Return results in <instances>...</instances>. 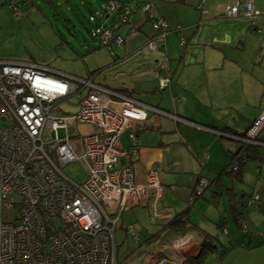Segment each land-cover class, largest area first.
Listing matches in <instances>:
<instances>
[{
	"label": "built area",
	"instance_id": "1",
	"mask_svg": "<svg viewBox=\"0 0 264 264\" xmlns=\"http://www.w3.org/2000/svg\"><path fill=\"white\" fill-rule=\"evenodd\" d=\"M17 1L0 0V7L7 5L19 19ZM133 2L154 32L144 47L158 52L170 32L169 23L157 15L150 0ZM203 3L199 0L197 9ZM104 10L117 14L121 24L131 25L129 33L137 31L128 6L107 0ZM224 12L251 25L264 16V9L257 10L249 1H239ZM97 39L110 51L112 44L124 42L106 27L99 28ZM185 43L181 39L179 46ZM260 62L264 66V47ZM158 63L166 74L167 58ZM92 79L0 60V264H114L121 213L144 205L151 194L155 202L160 199L152 171L139 181L130 167L118 166L119 159L135 154L136 130L145 126L147 111L128 97L116 101V92ZM158 80L159 90L169 84L167 77ZM74 96L80 99L75 105L68 102ZM62 108L75 113L64 114ZM70 123L74 129L89 124L93 133L70 132ZM263 128L264 109L247 130L246 139L256 143ZM124 130H129L128 151L120 145ZM75 162L87 174L81 184L64 172ZM207 185L200 179L188 203ZM127 232L138 240L132 229Z\"/></svg>",
	"mask_w": 264,
	"mask_h": 264
},
{
	"label": "crops",
	"instance_id": "2",
	"mask_svg": "<svg viewBox=\"0 0 264 264\" xmlns=\"http://www.w3.org/2000/svg\"><path fill=\"white\" fill-rule=\"evenodd\" d=\"M203 1L201 9H197L199 0H150L157 15L164 18L170 28L157 55L144 58L139 53L147 39L154 35L153 30V33L144 30L148 21L139 7L130 16L137 31L131 34L129 28L126 34H118V29L113 32L124 39L121 46L114 45L117 52L122 51L124 55L115 57L116 61L111 64L119 66L117 70L112 68L110 71H118L117 78H110L114 86H102L135 100L145 109L160 112L146 110L145 127L136 130L135 154L128 153L119 161L120 167H130L139 181L144 180L151 169L157 172L162 185L161 198L154 204L151 201L147 203L153 220L166 224L187 207V200L175 203L163 197L171 186L166 185L164 190V184L172 183L174 180L169 176L173 175H188L185 179L187 187L182 186L185 191L180 193L186 199L199 177L212 181L213 184L200 198L210 193L208 204L215 202L218 205L221 200L224 205L220 215L210 212V206L204 211L213 220L208 225L209 232L219 231L224 237L219 244L220 251L212 242L213 238L216 239L215 234L210 237L192 223L191 228L181 235L171 232L161 234L162 224L157 225L135 252V256L142 257V264H204L207 257L211 259L207 264H264V148H252L253 157L242 167L240 180L232 182L229 177L221 176L219 181H215L217 174L226 168L242 144L214 133L220 131L240 136L264 109V66L260 62L264 47V16L255 18L249 28L242 17L228 18L224 12L239 1H249L257 10H262L264 0ZM113 15H116L114 21L120 23L117 14ZM176 28L180 32H176ZM181 39L186 42L183 47L179 46ZM174 42L182 53L178 59L179 66L172 71L170 58L176 59L178 55ZM163 56L167 58L166 74L158 64ZM189 60L191 65L188 64L187 68L183 63ZM110 73L104 77L105 81ZM158 77L170 80L169 87L164 91H158L156 85L152 87L153 80ZM139 83L148 89L146 94H150V90L164 92L162 99L135 98L141 97L136 95ZM189 123L197 127H191ZM147 131L160 134L157 145L148 146L151 138L143 134ZM128 134L126 132L120 137V145L126 151L130 148ZM155 137L157 139L158 136ZM258 139L264 144V130ZM247 164L256 171V181L252 183L251 195L242 193L239 196L236 190L244 182L243 170ZM255 196L258 199L247 205L248 199ZM180 204L185 206L178 209ZM187 217L189 219V213ZM157 233L161 235L157 236ZM184 239L191 241L193 247L189 249L190 253L184 251L183 245L173 244V241L182 243ZM205 239L209 240L210 254L200 257L201 250L196 246ZM137 241L140 242L139 237ZM146 245L151 247L142 251Z\"/></svg>",
	"mask_w": 264,
	"mask_h": 264
},
{
	"label": "rangeland",
	"instance_id": "3",
	"mask_svg": "<svg viewBox=\"0 0 264 264\" xmlns=\"http://www.w3.org/2000/svg\"><path fill=\"white\" fill-rule=\"evenodd\" d=\"M49 1V3L46 0L17 1V10L22 14V17L19 19L15 18L12 9L7 5L0 7V60H14L41 67H48L63 75L83 80L89 79L90 76L87 73L88 71H94L95 69H98L97 74L93 76L92 82L106 85L107 87L114 86V83L111 79L118 77L116 74L118 71H113V73H110V71L113 69L117 70L119 66L111 65L113 63L112 55H116V57L118 56L121 58L124 54L122 51L117 52V48L114 46V44H112L113 51H110L106 47L102 46L100 40L97 39V35L99 33L100 27H106L111 32H114L118 29V34H126L131 26L125 24L121 25V23L115 22L114 19L116 15L108 13L105 14L103 12L104 10L102 9V7L106 5L105 0ZM118 1L128 6L131 12L134 13L138 11V6L133 2V0ZM106 15L108 16L107 18ZM244 20L247 21L246 19ZM247 23L250 28L251 24L249 21H247ZM144 30L153 33L148 22L144 27ZM168 38L170 37L168 36ZM173 47L175 48V52H178V55L176 59L170 58L171 64L173 66L171 69L172 71L175 69V67L179 66L178 59L182 53V49L178 47L177 42H174ZM139 53H141V56L144 58H148L147 56L150 55H157V51L150 52L145 47L144 49L142 48L139 50ZM158 64L160 66V63ZM188 64H190V60L189 62L184 61L183 63V65H186V67ZM107 65L109 66L106 67ZM133 67L134 66H132V69H134ZM108 72L110 74L107 76V80L105 81L104 77L108 74ZM159 78L160 77H158L157 80ZM157 80H153L155 83L152 82V87L156 85L158 91H164L170 85L169 80V84L166 86V88L159 90V80ZM146 90L148 89L145 87V85L143 86L139 83L137 91L138 93H136V95L141 97H134L141 100L146 98L147 100L154 99L158 101L162 99L161 95H164V92L158 93L157 91L152 90H150V94H146ZM84 94L85 92L82 95ZM117 96V101L121 102L124 96ZM79 100L80 99L77 96H74L70 98L68 102L75 105L79 102ZM145 110L159 112V110L152 108ZM63 113L72 115L75 112L67 109V113ZM176 120H178V118H176ZM189 124L191 127H197L196 124ZM144 127L145 126H140L139 128ZM69 130L70 132L76 131L77 133L80 132L81 134L93 133V127L89 124H82L79 125L78 128L74 129L72 123H70ZM128 131L129 130H124L120 136ZM61 134L62 132L60 131L59 135ZM143 134H147L151 138L148 141V143L151 144L148 146L157 145L160 141V134L158 133L147 131ZM155 136H158L157 139ZM250 142L253 143L254 141ZM262 151L264 152V150ZM118 166H120L119 162ZM150 171H152L156 176L158 184L157 191L161 195L162 185L158 178L157 172L155 169H151ZM64 172L69 178L78 184L83 183L87 176L86 172H84L82 164L78 162L71 163L66 166L64 168ZM234 174L237 173L234 172ZM243 175L244 182L242 186L237 187L236 193H240L239 196H242L243 194L249 196L253 192L254 186L252 183L253 181H256L257 173L254 171V169H252V167H250L249 164H247L243 170ZM169 178H172L174 181L172 183L167 182L164 184V190L168 185L171 186L168 188V190L166 189L163 197L170 198V201L175 203L178 201L185 202L187 200V207L190 206L191 208V211L189 212V220L193 225L198 226L199 229L202 230L206 235L210 236L215 234L216 239L213 238L212 242L218 247L220 251L221 248L219 244L220 242H223L224 237L219 231H211V233L209 232L208 225L210 222L212 223L213 220L208 217V212L204 211L205 208L210 206V212L220 215L224 206L223 202L220 200L218 205L215 202H210L211 204H208L210 193L204 196L203 199L200 198L204 191L209 188V185H207L201 194L198 195V201L194 204V202L197 200L196 196L194 197L195 199L193 202L189 204L188 198L190 196L186 199L185 196H181L180 194L185 191L184 187H187V182L185 179L188 178V175H173L169 176ZM151 196L152 194L149 196L144 205H138L135 208L127 209V211L121 213L115 232L116 255L114 258V264H142V257L139 258L135 256V254L138 252L137 249L142 244H144L148 239V236H150L152 232L156 230L157 225H162L165 223L158 220L154 221L152 218L153 213L149 212L147 209L149 208L147 204L148 202L151 201L153 204L156 203ZM129 199L131 201V197ZM184 206H181L180 204V208L178 209H182ZM180 211L181 210H178V212ZM4 219L8 220L6 215H4ZM129 228L132 229L133 232L139 237L140 242L136 241L135 237L127 232ZM176 241H173V244H180V246L183 245L184 251L189 253L191 252L189 249H191L193 246L191 245V241H189V239H184L182 243ZM203 242H205V240L202 241L200 245L196 246L198 250H201V245ZM147 247L151 246L146 245V248L142 247V251H146ZM210 260L211 259L207 257L204 264H207L210 262Z\"/></svg>",
	"mask_w": 264,
	"mask_h": 264
},
{
	"label": "trees",
	"instance_id": "4",
	"mask_svg": "<svg viewBox=\"0 0 264 264\" xmlns=\"http://www.w3.org/2000/svg\"><path fill=\"white\" fill-rule=\"evenodd\" d=\"M105 1H107V0H105ZM47 2H49V1H47ZM112 56H113V61L115 62L116 56L115 55H112ZM97 72H98V70H95L93 72H88V74L90 76L89 78H93V76L95 74H97ZM122 91H123V93H126V90H122ZM252 123H251V125H252ZM250 126H249V128H250ZM246 133H247V131L245 133L241 134L240 136L244 137V136H246ZM252 148H254V146L243 145V144L240 145L238 147L239 152L236 154V156H233L230 158V162L226 165L225 169H223L220 173L217 174L215 181H219V178L221 176L229 177L232 182H235L236 180L237 181L240 180V177H241L240 172H241L242 167L247 163L248 160H250L253 157V153H252L253 151L252 150H254V149H252ZM234 166H236V171L232 170ZM234 172H236L237 174H234ZM200 179H205L209 183L208 184L209 187L213 184L212 181H209L206 178L199 177V179L196 182L195 187L198 185V182ZM215 183H217V182H215ZM194 188L191 191L189 196L194 195V193H193ZM196 198L198 199V196ZM254 198L253 199L249 198L247 201V205L250 201H253ZM190 209H191L190 206L186 207V209H184L180 213L176 214L166 224H164L160 230V232H162L161 234L171 232V233H175L177 235H181V234H184L188 229H190L192 225H191V222L189 221V219L187 217ZM161 234L157 233V236H159ZM209 245H210L209 240L205 239V242H203L201 245L202 248H201L200 257H202V255L204 256V255L210 253L211 248Z\"/></svg>",
	"mask_w": 264,
	"mask_h": 264
},
{
	"label": "water",
	"instance_id": "5",
	"mask_svg": "<svg viewBox=\"0 0 264 264\" xmlns=\"http://www.w3.org/2000/svg\"><path fill=\"white\" fill-rule=\"evenodd\" d=\"M21 1V0H20ZM46 1H49V0H46ZM50 2V1H49ZM48 2V3H49ZM102 9L104 10V6L102 7ZM104 13H105V10L103 11ZM106 14V13H105ZM108 16L106 15V18H107ZM119 21V20H118ZM199 43H200V45H202V42H200L199 41ZM205 55V54H204ZM62 110V112H65V113H67V108H62L61 109ZM212 132H214V131H212ZM214 133H216V134H218V135H220V137L221 138H224V139H226V140H228V141H232V142H234V143H237V144H243V145H249V146H254L255 148H257V149H260V148H264V144L263 143H261V142H259V139L257 140V142L256 143H252V142H250V141H248L247 139H246V136H244V137H241V136H237V135H229V134H226V133H220V131L219 132H217V131H215ZM239 151H237L236 152V154L238 153ZM201 252V251H200Z\"/></svg>",
	"mask_w": 264,
	"mask_h": 264
}]
</instances>
